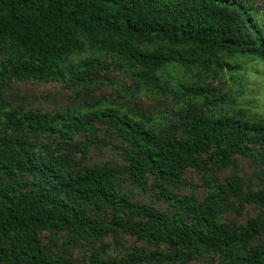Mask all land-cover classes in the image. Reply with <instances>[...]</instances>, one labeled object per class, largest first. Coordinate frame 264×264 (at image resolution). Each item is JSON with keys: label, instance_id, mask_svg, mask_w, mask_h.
<instances>
[{"label": "trees", "instance_id": "1", "mask_svg": "<svg viewBox=\"0 0 264 264\" xmlns=\"http://www.w3.org/2000/svg\"><path fill=\"white\" fill-rule=\"evenodd\" d=\"M95 2L0 0V264H264L255 0Z\"/></svg>", "mask_w": 264, "mask_h": 264}, {"label": "rangeland", "instance_id": "2", "mask_svg": "<svg viewBox=\"0 0 264 264\" xmlns=\"http://www.w3.org/2000/svg\"><path fill=\"white\" fill-rule=\"evenodd\" d=\"M71 4L88 5L95 7L98 11L102 10L103 5L96 3L95 0H67ZM255 5L258 7L259 14L264 18V0H255ZM242 66L245 71L242 73V88L241 93L238 95V100L241 102V106L248 108L253 113H260L264 115V62L246 60L243 62ZM19 92V96H24L20 99L25 104L29 105L31 103L48 108H53L55 106H62L68 101L67 96L64 95L59 90L58 84L46 83H14L12 85ZM224 89H222L223 91ZM36 96V97H35ZM41 101H39V100ZM51 103V105H50ZM116 156V150L108 149L104 153L99 154L94 150L89 154V159L91 161H99L106 158H112ZM242 170L244 173L248 174L250 168L243 163ZM189 180L192 183L199 181V177L196 174L188 173ZM192 188V187H191ZM201 191V188H200ZM244 213L240 216L239 220L244 221L247 216L256 214L257 210L251 205L244 209ZM127 242L133 243V237H126ZM191 264H204L203 261L197 260Z\"/></svg>", "mask_w": 264, "mask_h": 264}]
</instances>
